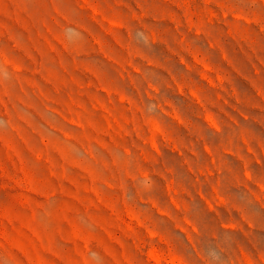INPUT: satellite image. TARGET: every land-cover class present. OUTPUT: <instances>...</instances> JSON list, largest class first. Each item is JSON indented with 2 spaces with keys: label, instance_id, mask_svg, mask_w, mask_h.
<instances>
[{
  "label": "rangeland",
  "instance_id": "rangeland-1",
  "mask_svg": "<svg viewBox=\"0 0 264 264\" xmlns=\"http://www.w3.org/2000/svg\"><path fill=\"white\" fill-rule=\"evenodd\" d=\"M0 264H264V0H0Z\"/></svg>",
  "mask_w": 264,
  "mask_h": 264
},
{
  "label": "bare ground",
  "instance_id": "bare-ground-1",
  "mask_svg": "<svg viewBox=\"0 0 264 264\" xmlns=\"http://www.w3.org/2000/svg\"><path fill=\"white\" fill-rule=\"evenodd\" d=\"M151 257L154 258V259H156V260H158V256L155 253H151Z\"/></svg>",
  "mask_w": 264,
  "mask_h": 264
}]
</instances>
